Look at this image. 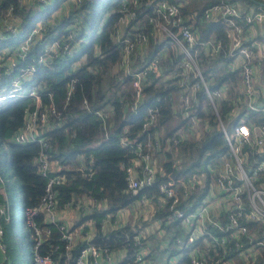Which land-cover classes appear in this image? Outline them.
<instances>
[{
	"label": "trees",
	"instance_id": "16d2710c",
	"mask_svg": "<svg viewBox=\"0 0 264 264\" xmlns=\"http://www.w3.org/2000/svg\"><path fill=\"white\" fill-rule=\"evenodd\" d=\"M220 1L239 2L245 9L256 6L254 0H181L182 13L194 14L189 20L198 41L192 48L193 56L209 89L220 90V96L215 98V111L201 85L193 92L191 85L199 79L194 71H190L186 85H180L185 55L167 35L162 38L156 35V28L149 21L150 17L158 18L153 0H137L135 5L131 0H81L65 9L66 13L61 17L53 14L64 9L68 2L72 3L71 0H54L35 6L24 5L21 0H0V91L7 93L2 98H11L8 105L0 110V159L7 144L9 166L19 182L23 209L37 206L46 182L39 165L34 162L41 144L38 141L18 143L13 140L15 132L23 126L27 111L33 109L34 97L28 91L34 90L41 101L37 115L45 111L48 117L45 129L37 131L47 143L45 152L49 158L73 166L79 165L77 155L80 153L84 154L87 163L91 158L90 174L80 169L60 172L64 181L57 186V209H64L65 203L72 200L74 204L83 196H91L100 204L91 213H82L78 223L92 218L96 230L89 242L108 245L114 253L125 250L124 256L115 263L101 264H135L140 261L136 259V252L145 244H134L138 226H132L130 221L101 232L98 230L101 216L109 212L115 217L117 209L131 204L141 195L156 197L159 184L168 177L185 179L192 173L202 178L205 185L200 187L196 184L190 195L196 205L208 183L214 181L229 150L218 117L224 125L225 120L228 122L229 132L241 118L250 126L264 123V114L246 105L241 69L237 60L229 55V27L221 19L209 21L202 17L206 7ZM122 3L127 5L128 10L135 9L136 12V17L128 22L131 36L138 32L147 35L145 48L143 46L135 52L133 68L155 55L159 57L160 75L147 77L141 99L134 110L130 109L134 97L132 76L124 72V67L115 68L121 57V42L115 37ZM41 5L45 6L41 8ZM54 19L58 20L57 23L51 24ZM7 23L15 30H7ZM244 31L247 36L244 44L264 55V28L263 31L260 27L253 30L245 25ZM27 41L29 46L24 51V57H17ZM218 41V52L213 54L212 46ZM78 61L80 63L76 65ZM12 62H16L15 65ZM29 64L34 65L33 71L25 70ZM12 81L22 84L19 95L8 96ZM103 82L108 83L105 89L102 88ZM183 90L190 94V117L185 116L186 110L180 100ZM84 99L87 107L82 105ZM259 99H264V95ZM151 106H157L159 113L143 127L142 123L149 119L147 110ZM96 110L103 113L102 117L97 116ZM192 116L198 118L195 125L189 119ZM193 130H198V134ZM149 140L152 142L149 149L152 160L160 155L163 159L159 166H155L152 184L133 194L127 189L125 166L136 155L135 143L141 142L145 150ZM0 185L3 186L0 202L6 206L8 217H5L6 214L0 216L6 247L5 259L0 264H22L24 245L32 258L34 228L26 220L25 213L22 219L18 218L3 179ZM107 203L110 206L107 207ZM166 211L167 205L161 209L155 205L154 217L162 219L165 233L172 231L167 245L176 250V264H190L192 243L183 242L180 246L175 243V236L184 239L186 233L178 220L165 224ZM34 221L43 231L39 251L47 253L58 245L53 254L55 264H72L73 257L86 242L77 241L72 256L67 260L59 223L44 222L43 212H38ZM20 224L26 226L23 235L19 230ZM48 226L50 233H46ZM248 227V232L240 237V248L250 243L252 231H256L258 238H264L261 224L249 223ZM212 230L221 234L218 229ZM226 244L227 256L233 255L234 240ZM239 264H264V245L259 247L253 261L249 259Z\"/></svg>",
	"mask_w": 264,
	"mask_h": 264
},
{
	"label": "built area",
	"instance_id": "2783aa9c",
	"mask_svg": "<svg viewBox=\"0 0 264 264\" xmlns=\"http://www.w3.org/2000/svg\"><path fill=\"white\" fill-rule=\"evenodd\" d=\"M52 1L54 0H31L32 3L37 4H47ZM74 1L77 4L81 2V0ZM153 1L158 18L150 17L149 21L153 23L154 28L167 35L178 50L185 55L179 81L180 85L185 86L190 71H194L199 79L191 85L193 92L201 85L216 111L215 98L220 96V90L209 89L192 53L193 46L198 43L197 35L189 23L192 14L184 15L182 13L181 0ZM131 2L135 5L137 0H131ZM120 9L125 16L133 17L136 15L135 9L128 10L125 3H122ZM202 17L209 21L221 19L229 27L231 31L229 55L237 60V64L241 69V82L246 95V105L251 110H260L264 114V99H259L261 95H264V57L258 49L244 44V40L247 38L244 26L249 25V27H252L255 24L264 22V5L256 3V6L245 9L234 2L220 1L206 7L202 12ZM6 28L9 31L15 30L10 23L6 24ZM121 38V57L115 68L124 67V72L132 76L134 97L130 103V109L134 110L141 99L143 85L147 77L155 78L160 75L159 57L155 55L150 60L141 62L133 68L135 52L146 44L147 35L138 32L134 33L133 36L122 35ZM28 46L27 41L25 45L21 46V51L18 52L17 57H24V51ZM219 46L220 42L218 41L212 46L211 53H217ZM15 58L16 56L12 59L15 60ZM15 63L12 62V65H15ZM25 70H28V72L33 71L34 65L29 64ZM21 89L22 86L19 81H12L8 96L19 95L22 93ZM28 92L34 97L33 109L27 111L23 126L15 132L13 140L18 143L38 141L41 144V150L35 156L34 162L39 165L40 173L46 177V182L39 204L35 207H26L24 213L26 220L33 226L35 233L32 249L33 264H55L53 254L57 251L58 245L47 253L39 251L43 231L34 221V216L38 212H43L44 222L59 223L58 228L62 232L61 238L64 241V254L68 260L72 256V249L78 238L77 234L71 229L73 225L63 222L60 218L61 213L57 209V186L64 181V175L60 172L62 170L80 169L90 174L92 172V162L90 158L89 163H87L82 153L77 155L79 161L77 166L49 158L48 153L45 152L47 143L41 136L39 137L37 131L45 125L43 112L37 115V110L41 104L40 97L35 94L34 90ZM69 93L70 91H68L67 99ZM180 100L186 110L185 116L190 117L189 92L183 90L180 93ZM82 105L88 106L85 99L82 101ZM158 113L159 108L157 106L149 107L147 110L149 119L144 121L142 126L146 127L155 119ZM96 114L102 117L103 113L96 110ZM189 119L193 125L198 122L197 117L192 116ZM218 121L221 124L229 150L226 157H223L222 166L214 181L208 183L203 196L197 201L196 205L195 201L190 199V195L193 194L196 184H199L200 187L205 186L203 179L196 173H192L185 179L170 176L159 184L156 197L150 198L141 195L138 199L142 204H151L153 209H155V205L159 209L167 205L164 216L165 224L171 221H180L186 233L185 238L175 236L174 240L179 246L183 242L192 243L189 252L190 264H235L236 259L242 262H248L249 259L253 261L258 254L259 247L264 245V238H258L256 231H252L250 243L245 248H240L242 244L240 237L243 233L248 232L249 223H258L264 228V123L250 126L244 118H241L234 126L233 131L229 132L219 117ZM174 141L177 142V138ZM156 143L154 142V144ZM135 146L136 155L125 166L127 189L133 194L151 185L156 174V167L149 152L152 142L150 140L146 142L145 150L141 142H136ZM0 180L2 181L1 178ZM0 192H3L2 185H0ZM208 193H211L213 198H207ZM73 201L65 203L64 208L75 205L81 210V213L89 214L100 205L91 196H83V198L77 199L72 204ZM5 214V217L8 218L7 208L0 202V216ZM87 221L89 225L93 224L95 231L93 219L88 218ZM117 225H120L118 219L113 217L111 213L106 212L100 218L98 230L105 232ZM158 226L165 232L161 223ZM208 226H211V228ZM212 228L218 229L221 234L214 232ZM50 232L48 226L46 233ZM81 234L83 237L87 236L86 243L79 248L78 253L72 259V264L112 263L115 253L108 245H96L89 242L93 233L88 236L87 230ZM200 239L202 240L201 243L199 242ZM231 239L234 240L235 253L227 256L229 252L226 243ZM134 244L140 245L139 234L134 236ZM0 250L4 260L6 247L1 223ZM142 252L143 248L137 250L136 259H142ZM60 257L61 254H59ZM65 264H68V262Z\"/></svg>",
	"mask_w": 264,
	"mask_h": 264
},
{
	"label": "rangeland",
	"instance_id": "374dc122",
	"mask_svg": "<svg viewBox=\"0 0 264 264\" xmlns=\"http://www.w3.org/2000/svg\"><path fill=\"white\" fill-rule=\"evenodd\" d=\"M28 1V2H27ZM70 0H66V2H68ZM22 4H26L28 5H34L37 3H32L31 0H21ZM76 2L73 0L72 3L68 2L67 4L64 5V9H61L57 12H55L53 14V16L55 17H61L62 15H64L66 13L65 9H69L70 7H72V4ZM237 5H241L239 2H236ZM45 5H41V8H43ZM194 8V6H192V9ZM136 16L133 17H129L128 15L125 16L124 12L122 11L121 16L119 18V25H118V29H117V35L115 37L116 41H119V43L121 42L120 40L122 39L121 36H131V32L128 31V22L129 20L135 18ZM57 19H54L53 21H51V24H55L57 23ZM258 27L261 28V31H263L264 28V23L259 25V26H255L254 28L256 29ZM253 28V30H254ZM156 35L159 38L164 37V33L160 30L156 29ZM264 33V32H263ZM42 34V33H41ZM146 46V44H145ZM144 46V48H145ZM80 61H78L76 63L79 64ZM22 86V84H21ZM108 86V83L103 82L102 88L105 89ZM27 89V86L24 87V90ZM11 91V90H9ZM10 93V92H9ZM7 93L6 92H2L0 91V110L4 109L11 98H7L4 97L2 98L1 96H5ZM43 116H44V121H45V125L40 128L41 131H43L46 127V125L49 123L48 122V117L45 111H43ZM43 116H41V118H43ZM59 115H57L56 117H58ZM225 128L227 129V125L228 122L225 120ZM195 134H198V130H193ZM4 151L5 154L3 155V157L0 159V176L2 177L3 181H4V186L5 189L9 195L10 200L12 201L17 216L19 219H22V217L24 216V209L22 206V193L19 189V182L16 179L15 175L13 174L11 167L9 166V150H8V145L5 144L4 145ZM163 157L162 155L157 156L154 158V166H159L161 161H162ZM207 198H213V195L211 193L207 194ZM137 201L139 203V205L141 206H149L151 204H142L139 202L138 199L134 200L131 204L125 206V207H121L119 209L116 210V212L114 213L115 217L118 219L119 223L121 224V218L123 217V213L127 212L128 213V217L127 219L130 221L132 226H135V224H137V234H139L140 236V244H144L145 241L146 243L143 245V252H142V259L140 261H137L135 264H176V258H177V254H176V250H172L168 247L166 241L170 239V237L172 236V231H167L166 233L163 232V230H161V228H159V226L157 224L161 223V218H156L157 220V224L155 223V218H153L154 215V209L151 213L147 212L146 214L147 217L144 218L143 220L139 221L137 218H135L133 216V210L134 208L137 206ZM110 206V204L107 203V207ZM73 208L72 212L73 214H79L80 213V209L78 207H76L75 205H70L69 207L64 208L63 210L66 209H70ZM61 211V210H60ZM63 212V211H62ZM150 214L152 216H150ZM83 216V214L79 215V218L76 222V224L74 225V227L72 228V231L75 234L78 233H82L85 230L88 231V236H90V232L93 229V224L89 225V222L87 221L88 219H85L82 222H79L80 217ZM143 227L147 228V231L143 230L140 231L139 229H142ZM158 231H157V229ZM19 230L21 232V234L23 235L26 231V226L24 224H20L19 226ZM139 231V232H138ZM145 238V239H144ZM150 242V243H149ZM151 244V245H150ZM150 245V252L148 251V246ZM147 251L149 253H147ZM119 256L116 257L115 254L113 256V263H115L117 260L121 259L124 254H125V250H119L118 251ZM241 260H235V264H239ZM21 263L22 264H32V258H31V254L29 249L26 247V245L23 246L22 249V255H21Z\"/></svg>",
	"mask_w": 264,
	"mask_h": 264
},
{
	"label": "crops",
	"instance_id": "0c3cea01",
	"mask_svg": "<svg viewBox=\"0 0 264 264\" xmlns=\"http://www.w3.org/2000/svg\"><path fill=\"white\" fill-rule=\"evenodd\" d=\"M256 3V2H255ZM235 4H237V3H235ZM241 4V3H240ZM238 6H240V7H242V8H244L245 6H243V4H241V5H238ZM192 15H194V14H192ZM262 23H260V24H255V25H257V26H259V25H261ZM252 28H254V25L252 26ZM263 55V54H262ZM263 57H264V55H263ZM63 211V212H62ZM153 211V207L151 206V205H149V206H141V205H139V203H138V201H137V206L134 208V210H133V216L135 217V218H137L139 221H141V220H143L144 218H146L147 217V215L148 214H146L147 212H149V213H151ZM72 212H74L73 211V208H70V209H66V210H61L60 211V213H61V216H60V218H61V220L63 221V222H65L66 224H69V225H74V224H76V222H77V220H78V218H79V215L80 214H82V213H79V214H73ZM150 216H152L151 214H150ZM127 217H128V213L127 212H124L123 213V217L121 218V223H126V222H128L129 220L127 219ZM153 218H155L154 217V215H153ZM155 223L157 224V220H156V218H155ZM158 225V224H157ZM157 229V228H156ZM140 231H143V230H145V231H147V228L146 227H143L142 229H139ZM157 231H158V229H157ZM139 232V231H138ZM91 233H94V229H92V231L90 232V234ZM77 238H78V241L79 240H82V241H85L86 240V238H87V236H82V234L80 233V234H77ZM145 239V238H144ZM145 243H146V241H145ZM150 243V242H149ZM166 243H168V241H166ZM151 245V244H150ZM150 245L148 246V251L150 252L151 250H150ZM147 251V253H149ZM115 256L116 257H118L119 256V253L118 252H115Z\"/></svg>",
	"mask_w": 264,
	"mask_h": 264
},
{
	"label": "water",
	"instance_id": "95a60500",
	"mask_svg": "<svg viewBox=\"0 0 264 264\" xmlns=\"http://www.w3.org/2000/svg\"><path fill=\"white\" fill-rule=\"evenodd\" d=\"M256 3H262L263 5H264V2H260V1H258V0H254ZM219 125H220V127H221V124L219 123ZM2 260H3V254H2V252H1V250H0V262H2Z\"/></svg>",
	"mask_w": 264,
	"mask_h": 264
}]
</instances>
